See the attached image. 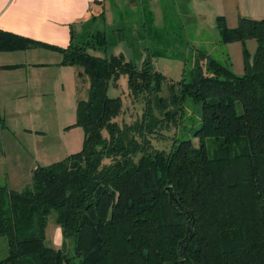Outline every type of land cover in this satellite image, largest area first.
<instances>
[{
    "label": "trees",
    "instance_id": "1",
    "mask_svg": "<svg viewBox=\"0 0 264 264\" xmlns=\"http://www.w3.org/2000/svg\"><path fill=\"white\" fill-rule=\"evenodd\" d=\"M217 32L224 45L256 40L251 59L245 50L244 74L229 57L201 51L174 81L150 61L138 67L92 54L108 46L105 31L60 50V65L76 70L84 146L38 166L23 191L0 183V238L8 242L0 264H264V20L240 17L230 28L222 16ZM36 48L57 50L0 32L2 51ZM123 77L130 107L123 90L109 95ZM188 101L200 126L184 139ZM52 217L62 230L59 249L47 245Z\"/></svg>",
    "mask_w": 264,
    "mask_h": 264
},
{
    "label": "rangeland",
    "instance_id": "2",
    "mask_svg": "<svg viewBox=\"0 0 264 264\" xmlns=\"http://www.w3.org/2000/svg\"><path fill=\"white\" fill-rule=\"evenodd\" d=\"M108 1V21L101 19L89 26L88 35L82 41L98 31H105L109 44L106 48L91 50V53L99 57L123 56L138 67L150 61L174 81H180L185 70L189 74L201 51L222 62L229 57L233 71L242 75L245 72V50L251 59L257 48L254 39L229 45L220 43L218 18L225 17L230 28L239 24L233 0ZM41 72L46 75L40 83L38 110H12L9 113L14 118L5 121V126L0 128V183L15 191H23L32 185V175L38 166L62 161L82 151L84 146V130L77 125L79 96L75 68L59 65ZM122 90L125 105L130 107L127 77L120 80V89L112 86L109 95L114 97ZM82 97L87 98L86 90ZM186 110L179 136L184 139L191 138L193 127L200 126L198 106L188 101ZM0 113L4 118L5 111L1 107ZM46 235L48 246L56 249L63 246L61 226L53 217L49 220ZM66 253L70 258L75 255L72 242H68ZM7 256V239L0 238V260Z\"/></svg>",
    "mask_w": 264,
    "mask_h": 264
},
{
    "label": "crops",
    "instance_id": "3",
    "mask_svg": "<svg viewBox=\"0 0 264 264\" xmlns=\"http://www.w3.org/2000/svg\"><path fill=\"white\" fill-rule=\"evenodd\" d=\"M233 7L239 18L264 20V0H233ZM109 8L108 0H0V32L57 49L0 50V107L5 121L14 118L12 110H38L40 83L46 75L41 71L59 66L60 50L84 40L93 23L108 21Z\"/></svg>",
    "mask_w": 264,
    "mask_h": 264
},
{
    "label": "water",
    "instance_id": "4",
    "mask_svg": "<svg viewBox=\"0 0 264 264\" xmlns=\"http://www.w3.org/2000/svg\"><path fill=\"white\" fill-rule=\"evenodd\" d=\"M167 192L170 196V201L171 203L178 209V211L180 213H183L187 218H188V214H189V211H187L180 203V200L179 198L177 197V195L173 192V190L171 188H168L167 189ZM188 224H189V227H188V236L185 240V243L188 241V239L192 236V225L191 223L188 221ZM183 254H184V250H182V257H183ZM180 264H187L186 261L184 259H182L180 261Z\"/></svg>",
    "mask_w": 264,
    "mask_h": 264
}]
</instances>
